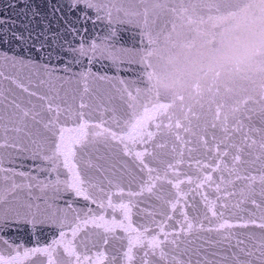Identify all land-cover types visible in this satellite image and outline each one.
Listing matches in <instances>:
<instances>
[{
	"label": "snow or ice",
	"instance_id": "1",
	"mask_svg": "<svg viewBox=\"0 0 264 264\" xmlns=\"http://www.w3.org/2000/svg\"><path fill=\"white\" fill-rule=\"evenodd\" d=\"M81 3L106 9L109 22L113 11L122 13L127 19L121 22L141 29L146 42L132 62L142 76L120 79L115 93L101 91L92 85L109 81L106 75L54 76L47 64L0 52L14 67L31 66L29 84L36 77L35 90L12 80L27 102L13 98L4 106L11 111L0 113V148L29 152L41 170L56 173L54 182L36 185L41 193L51 189V199L80 201L68 203L69 214L53 210L48 197L33 196L31 182L13 179L0 189V231L22 223L59 230L50 244L22 252L5 240L12 252H0V264H25L37 255L44 257L40 264H217L206 256L193 261L200 256L188 246L194 234L214 232L231 241L234 234L225 230L249 227L261 230L247 239L264 264V211L258 219L224 218L237 181L245 185L233 207L250 202L264 208V0H72L70 7ZM12 39L27 42L13 33L7 40L0 35V46ZM78 52L116 59L95 42ZM209 129L222 135L213 131L210 143ZM8 133L15 134L11 141ZM24 139L30 150L20 147ZM186 158L191 172L179 167ZM0 171H12L2 158ZM244 243L229 244L237 251L222 257L223 264H253L242 259L255 255Z\"/></svg>",
	"mask_w": 264,
	"mask_h": 264
},
{
	"label": "water",
	"instance_id": "2",
	"mask_svg": "<svg viewBox=\"0 0 264 264\" xmlns=\"http://www.w3.org/2000/svg\"><path fill=\"white\" fill-rule=\"evenodd\" d=\"M98 4H107L110 0H94ZM72 0H0V35H5V39L12 38V34L23 35L26 38V43H21L17 39H12L11 44L0 46V52L6 53L9 57L15 56L17 59L28 61L32 59L34 63L43 65L47 64L50 71L54 70V76H79L80 73H85L91 70L96 75H106L109 81H96L92 87L101 91H111L115 93V89L120 87L119 80L124 79L131 83L138 76H142L140 65L132 61H138L146 37L142 35L141 29H138L132 24L121 22L127 18L122 13L113 11L111 22L107 17V11L101 8L99 11L95 9L84 8L81 3L77 8L70 7ZM83 9V12L80 11ZM87 13V16L84 15ZM95 42L99 46H107L112 50L116 57L115 61L105 58L97 53L96 58L91 57V52L81 56L78 52L81 44L85 49H89L91 43ZM43 44L41 49L39 46ZM36 47H31V45ZM51 53L49 57L47 54ZM59 53V56L57 55ZM78 61V62H77ZM131 62V63H130ZM69 68L65 73L63 69ZM131 69V70H129ZM31 66L21 69L17 64L13 66L11 59L5 60L0 58V113L6 114L11 109H5V105L9 104L13 98L18 102L26 105L27 94L23 93L16 87L12 80L23 81L30 89L35 90L36 77L32 76V83L29 84L27 77L31 74ZM8 77V79H5ZM67 87V85H66ZM71 87H77L75 81ZM43 91V89H41ZM7 97V99H5ZM34 99V98H33ZM6 122V121H5ZM215 131L219 138L222 133L218 130L209 129V142L211 143V133ZM15 134L8 133V139L11 141ZM258 139V136L256 137ZM4 133L0 131V143L4 142ZM21 148L31 149L27 139L18 141ZM223 147V146H222ZM29 152L19 151L13 148H0V158L3 160V167L12 169L9 172L0 171V189L10 185L14 179L16 183L33 184L32 195L36 197L46 196L49 198V203L53 204L54 209L58 212L65 210L69 211L68 203L76 206L80 201H69L65 203L66 196L53 197L51 189L47 193H41L36 187L38 183H51L55 181L56 173L41 170L42 162L28 158ZM199 158L204 159L199 153L196 154ZM249 158V157H246ZM172 159V157H168ZM228 159V158H226ZM188 161L179 167L186 171ZM259 165H256L258 167ZM195 167L193 161V168ZM18 172L27 173V177L17 175ZM257 174V173H253ZM219 173H214V179ZM9 179L6 181L4 177ZM227 178V174L225 173ZM245 185L244 181H237L235 191L237 195L227 197L228 209L225 211V219L230 222H238L241 219H258L264 211L256 209L250 202L242 203L238 208H234L240 199L239 191ZM182 188H187V185H182ZM209 191L210 198H215V193L211 189ZM257 195L256 200L261 202L259 193V184L256 185ZM21 196L27 195V190L20 193ZM39 202V201H38ZM223 202V201H222ZM199 203V198H197ZM94 207V206H93ZM192 212V209H189ZM139 219V217H134ZM207 226V221H205ZM226 232L233 233L231 241L222 240L217 233L200 232L194 234L191 238L194 242L188 245L190 248L198 249L200 256H193L195 262L197 259L207 257L208 260L223 264L222 257L230 256L231 252L237 251L235 247H229V244L234 245L236 238L244 240L245 243L241 247L252 249L255 252L253 257H244L253 264H260L257 259L259 252L253 247L255 241L247 239L251 234L256 237L260 236L261 230L255 227L227 229ZM59 230L54 227L40 226L32 228L28 224L15 225L7 230L0 231V252L7 255L12 252V248L8 247L4 241L7 240L13 247L19 248L22 252L23 248H31L37 246H46L51 243L53 238H59ZM112 246L109 245L111 250ZM216 253V255H213ZM186 258V257H185ZM44 257L37 255L34 259L26 261L25 264H40ZM231 264V261H228Z\"/></svg>",
	"mask_w": 264,
	"mask_h": 264
}]
</instances>
